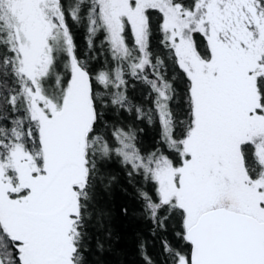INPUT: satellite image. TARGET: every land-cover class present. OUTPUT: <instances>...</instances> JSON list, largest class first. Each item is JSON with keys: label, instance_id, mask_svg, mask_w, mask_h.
I'll list each match as a JSON object with an SVG mask.
<instances>
[{"label": "snow or ice", "instance_id": "obj_1", "mask_svg": "<svg viewBox=\"0 0 264 264\" xmlns=\"http://www.w3.org/2000/svg\"><path fill=\"white\" fill-rule=\"evenodd\" d=\"M121 176L143 264H264V0H0V264H103Z\"/></svg>", "mask_w": 264, "mask_h": 264}, {"label": "trees", "instance_id": "obj_2", "mask_svg": "<svg viewBox=\"0 0 264 264\" xmlns=\"http://www.w3.org/2000/svg\"><path fill=\"white\" fill-rule=\"evenodd\" d=\"M79 44L84 48L83 34L79 37ZM150 140V132L145 137V141ZM124 188H128L124 191ZM131 188L127 186L124 178L114 187L112 192V202L116 208L122 204L130 207V214L127 217L121 216L118 212L115 220V238L112 242V249L104 253L100 259L103 264H143L138 251L141 240L146 242L148 250L156 253L159 249L157 238L151 235V225L132 214L135 210V203L131 196Z\"/></svg>", "mask_w": 264, "mask_h": 264}]
</instances>
